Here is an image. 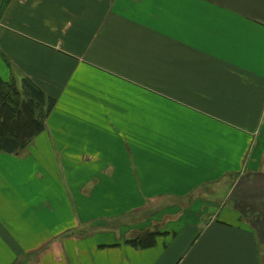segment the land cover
Instances as JSON below:
<instances>
[{
	"label": "crops",
	"instance_id": "crops-1",
	"mask_svg": "<svg viewBox=\"0 0 264 264\" xmlns=\"http://www.w3.org/2000/svg\"><path fill=\"white\" fill-rule=\"evenodd\" d=\"M11 80L55 105L0 153V264H263L227 205L144 247L109 227L263 171L264 0H0Z\"/></svg>",
	"mask_w": 264,
	"mask_h": 264
},
{
	"label": "rangeland",
	"instance_id": "rangeland-1",
	"mask_svg": "<svg viewBox=\"0 0 264 264\" xmlns=\"http://www.w3.org/2000/svg\"><path fill=\"white\" fill-rule=\"evenodd\" d=\"M13 83L17 90L21 92V84L16 81H13ZM20 99L26 100L22 96ZM247 174L232 180L226 187H221L213 195L200 193L185 200H161L148 213L134 217L132 220H122L121 223L118 222L110 226L109 229L116 230L123 239H128L136 244L137 239L150 234L152 237L161 234L166 229L171 228L173 224L184 221L182 218L204 222L215 214L217 207L227 205L247 214L245 217L251 219L252 222L259 218L261 226L258 234L264 264V176H261L264 175V169L256 176L248 177ZM239 196H242V198ZM235 199H239L240 202L234 203ZM240 220L245 223L241 217ZM138 225H140L141 230L134 231V227L136 228ZM26 261H28L27 264H32L35 262V258L32 257Z\"/></svg>",
	"mask_w": 264,
	"mask_h": 264
},
{
	"label": "trees",
	"instance_id": "trees-1",
	"mask_svg": "<svg viewBox=\"0 0 264 264\" xmlns=\"http://www.w3.org/2000/svg\"><path fill=\"white\" fill-rule=\"evenodd\" d=\"M21 96L26 100H21ZM54 105L55 100L45 97L36 86L27 80L21 82V92L17 90L13 80L7 83L0 82V153L15 154L29 145L42 131L44 121ZM257 174L252 173L247 176ZM239 197L242 198V196ZM238 202H240L239 199L234 200V203ZM232 209L257 233L259 239L258 231L261 226L259 218L252 222L251 219L245 217L247 214L237 208ZM135 242H137L135 245L140 247L149 246L153 242V237L150 234Z\"/></svg>",
	"mask_w": 264,
	"mask_h": 264
}]
</instances>
